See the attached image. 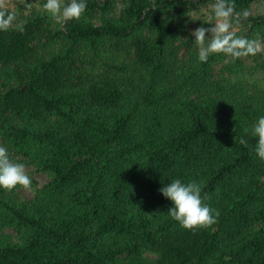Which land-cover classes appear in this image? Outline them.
I'll use <instances>...</instances> for the list:
<instances>
[{"label":"trees","instance_id":"16d2710c","mask_svg":"<svg viewBox=\"0 0 264 264\" xmlns=\"http://www.w3.org/2000/svg\"><path fill=\"white\" fill-rule=\"evenodd\" d=\"M260 1L228 0L236 36L264 39ZM45 2L0 4V146L47 178L0 190V264H264L244 131L264 116V54L198 61L215 0H87L69 22ZM173 179L202 185L215 224L179 227L159 191Z\"/></svg>","mask_w":264,"mask_h":264},{"label":"clouds","instance_id":"9594fccd","mask_svg":"<svg viewBox=\"0 0 264 264\" xmlns=\"http://www.w3.org/2000/svg\"><path fill=\"white\" fill-rule=\"evenodd\" d=\"M44 10L53 18L64 22L79 20L87 10V0H46ZM4 14L0 13V17ZM212 23L210 27L201 26L192 35L198 49L197 59L200 63H207L210 56H230L233 60L255 55L260 50L257 41L236 36L233 32L234 8L228 0H215L212 5ZM0 20V26L12 21ZM245 135L255 139L253 146L255 157L264 162V116H260L250 128H245ZM239 143L248 147V141L242 136ZM31 177L26 174L23 163L14 162L9 158L7 148L0 146V190L14 191L18 188L30 189ZM160 193L173 205L168 215L184 230L193 231L207 228L216 223L219 212L204 203L202 185L192 181L182 182L173 179L160 188Z\"/></svg>","mask_w":264,"mask_h":264},{"label":"rangeland","instance_id":"374dc122","mask_svg":"<svg viewBox=\"0 0 264 264\" xmlns=\"http://www.w3.org/2000/svg\"><path fill=\"white\" fill-rule=\"evenodd\" d=\"M11 1H14V0H0V4L8 3ZM253 12L264 14V0L256 3L253 6ZM258 44L260 45V51L262 52V54H264V39H260L258 41ZM250 66H252V64H250L249 67ZM262 76H263L262 72H259L255 69H247V71L244 74L240 75L237 78L243 79L247 82L261 83ZM9 158L13 160L14 162L23 163L25 165L26 174H28L31 177V180L38 182L40 186H42L46 182L47 180L46 176L40 173H33L32 166L26 163L25 159H23L22 157L9 154ZM22 191L25 196L27 197L31 196V193L27 189H23Z\"/></svg>","mask_w":264,"mask_h":264}]
</instances>
